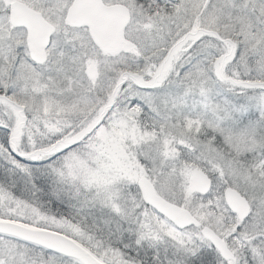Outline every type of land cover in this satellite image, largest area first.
I'll list each match as a JSON object with an SVG mask.
<instances>
[{"label":"snow or ice","instance_id":"snow-or-ice-1","mask_svg":"<svg viewBox=\"0 0 264 264\" xmlns=\"http://www.w3.org/2000/svg\"><path fill=\"white\" fill-rule=\"evenodd\" d=\"M0 264H264V0H0Z\"/></svg>","mask_w":264,"mask_h":264}]
</instances>
